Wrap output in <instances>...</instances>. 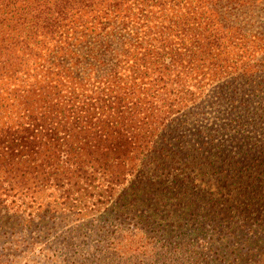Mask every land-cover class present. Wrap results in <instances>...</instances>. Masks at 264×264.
<instances>
[{
	"label": "trees",
	"instance_id": "16d2710c",
	"mask_svg": "<svg viewBox=\"0 0 264 264\" xmlns=\"http://www.w3.org/2000/svg\"><path fill=\"white\" fill-rule=\"evenodd\" d=\"M261 7L0 0V221L64 211L112 221L117 194L160 187L158 205L207 199L213 215L253 228L255 258L217 237L220 254L206 264H264V55L254 60L264 29L252 21ZM204 100L224 105L228 122L195 132Z\"/></svg>",
	"mask_w": 264,
	"mask_h": 264
},
{
	"label": "rangeland",
	"instance_id": "374dc122",
	"mask_svg": "<svg viewBox=\"0 0 264 264\" xmlns=\"http://www.w3.org/2000/svg\"><path fill=\"white\" fill-rule=\"evenodd\" d=\"M252 21L254 30L264 29V7L256 9ZM263 55L264 51L261 53L260 49L256 55L254 53V60ZM204 104L205 112L197 116L195 132L197 129L209 131L228 122V116L220 110L224 105L209 100H204ZM219 134H227L226 139L231 137L228 131ZM197 136L192 131L186 132L187 144L195 142ZM241 137L238 136L237 143ZM159 189L148 187L143 190L146 195L131 189L128 200L125 195L117 194V201L110 205L112 221H107L106 215L96 211L86 216L75 211L40 213L41 216H35L30 223L21 226L0 221V264H206L220 254L219 248L223 244L239 249L241 253L245 252L241 248H250L248 252L253 258L259 253V250L251 251L254 248L251 242L255 238L250 225L223 220L213 215L212 208L206 204L207 199L193 203L189 195L185 199L178 197L167 206L158 205ZM100 200L106 203L104 198ZM182 202L193 205L185 208ZM2 210L0 208V213ZM128 237L132 241H128ZM217 237H221V245L220 241H214ZM195 251L198 258L185 253Z\"/></svg>",
	"mask_w": 264,
	"mask_h": 264
}]
</instances>
